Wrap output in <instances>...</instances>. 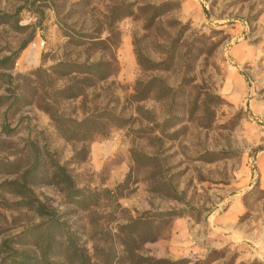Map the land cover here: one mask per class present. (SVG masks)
I'll use <instances>...</instances> for the list:
<instances>
[{
    "label": "rangeland",
    "instance_id": "1",
    "mask_svg": "<svg viewBox=\"0 0 264 264\" xmlns=\"http://www.w3.org/2000/svg\"><path fill=\"white\" fill-rule=\"evenodd\" d=\"M172 209L145 254L264 264V0H0V264H42L48 215L67 233L52 264H76L69 238L122 256L128 219Z\"/></svg>",
    "mask_w": 264,
    "mask_h": 264
},
{
    "label": "trees",
    "instance_id": "2",
    "mask_svg": "<svg viewBox=\"0 0 264 264\" xmlns=\"http://www.w3.org/2000/svg\"><path fill=\"white\" fill-rule=\"evenodd\" d=\"M157 9V7H154ZM116 12L123 10L120 14L119 19L130 16L133 14L130 3L121 2L120 5L116 6L114 9ZM27 44H24L21 49H25ZM141 63V62H140ZM105 66L102 62H92V63H80V62H69V61H59L53 69L55 73H58L61 77H69L75 74H82L85 76L86 85L93 86L96 82L105 80L109 76V72L103 68ZM73 79H76L75 76H72ZM78 80V79H76ZM74 90L73 87L66 86L60 91L62 93L69 92ZM76 91V90H74ZM68 98H73L78 95V92H74ZM52 119L60 125L63 118L57 112L50 111ZM90 121L89 118H86L82 121H73L74 125L82 126L85 122ZM72 122V121H71ZM60 123V124H59ZM63 125V124H62ZM101 132V130L99 131ZM262 150V149H260ZM64 170V169H63ZM62 182L65 184L66 188L70 189V192L73 195L74 202L82 203L87 194L82 190L78 189L72 180V178L67 174L63 173ZM91 193V192H90ZM42 215L45 211L40 209ZM46 214V213H45ZM180 215L179 211L172 209L167 211L159 212H146L139 214L135 218L128 219L127 222L121 226V231L118 234L120 241L122 256L116 254L118 252V247L115 249L108 244H105L103 248L99 246H94L91 250H87L86 254L81 252L80 246L75 242L70 240L64 243L66 254L68 259L72 260L76 264H196L190 258H181L173 260L170 258H157L152 255L145 254L142 251V246L147 242H154L161 236V231L167 223H171L172 219ZM50 217V223L40 225V228H44L42 234H38L36 240V246L42 250V257L44 258L42 264H52L51 251L54 246V243L62 242L63 238L67 239L66 232H59L57 235L53 231H64L62 230L64 225L59 220L54 219L53 215H48ZM43 237V238H41ZM105 243V242H103ZM44 245V246H43ZM115 252V259L111 258L112 254ZM117 255V256H116ZM13 264H39L38 261L27 255L21 254L17 256V260L13 261Z\"/></svg>",
    "mask_w": 264,
    "mask_h": 264
}]
</instances>
